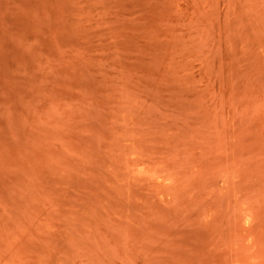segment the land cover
Here are the masks:
<instances>
[{"label":"rangeland","instance_id":"rangeland-1","mask_svg":"<svg viewBox=\"0 0 264 264\" xmlns=\"http://www.w3.org/2000/svg\"><path fill=\"white\" fill-rule=\"evenodd\" d=\"M0 264H264V0H0Z\"/></svg>","mask_w":264,"mask_h":264}]
</instances>
